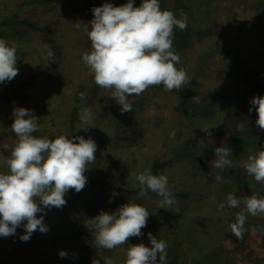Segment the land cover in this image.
Masks as SVG:
<instances>
[{
	"label": "rangeland",
	"instance_id": "374dc122",
	"mask_svg": "<svg viewBox=\"0 0 264 264\" xmlns=\"http://www.w3.org/2000/svg\"><path fill=\"white\" fill-rule=\"evenodd\" d=\"M254 1L160 0L161 10H171L177 18L181 11L187 15V28L174 29L173 47L180 56L176 67L187 72L189 85L171 92L163 85L150 87L139 96L129 97L132 111L122 113L121 105L111 98V90L99 88L94 94V75L82 60L84 52L91 51V42L75 24H90L95 7L104 3L122 6L128 0H0V19L17 14L19 20L29 19L37 25L0 30V38L17 46L19 69L11 81L0 83V172L9 171L5 157L18 142L11 130L13 112L26 108L38 117L39 131L33 133L37 137L66 135L100 140L102 146L95 153L102 167L100 174L104 178L115 176L117 184L137 197L140 186L132 174L152 171L158 157L163 166L156 175L168 177V187L176 199L171 207L159 208L161 198L149 192L137 202L106 179L80 201L75 200L80 193L71 189L72 194L68 196V192L65 198L73 195L72 209L63 206L37 214L44 216L50 229L47 233L37 230L30 240L22 241L25 229L21 225L14 235L0 237V264H92L94 259L105 264L104 257H111L113 264H125L131 245L151 247L148 233L167 242L163 264H170L171 245L184 249L207 243L217 244L227 253L220 252L222 256L233 257L238 264H264V215L246 220L247 231L238 240L230 224L243 205L232 208L227 204L228 194L240 198L236 192L241 189L247 196H264L250 190L256 181L244 167L249 156L264 150V130L256 125L258 113L250 104L253 97L264 96V14L260 13L264 8L252 10ZM141 3L135 0L134 6ZM235 14L243 19L253 14L263 20L258 31H240L246 44L243 47L228 43V38L234 41L239 36L238 28L235 31L234 23L228 21ZM49 49L54 58L48 57ZM30 77L32 81L26 82ZM80 91L92 99L88 108L93 118L87 125L80 122V111L72 116ZM84 127L89 128L84 131ZM90 128L99 134H89ZM3 145L8 146L7 151ZM222 146L232 149V165L225 167L228 172L211 163L216 159L214 149ZM95 161L88 165V177L97 175ZM216 175L221 176V182L215 181ZM177 188L185 189L187 197L177 194ZM127 203L140 204L150 212L143 235L130 237L128 243L112 251L97 248L94 233L85 222L101 212L111 214ZM87 242L93 249L90 244L85 248ZM62 250L66 257L59 256ZM189 251L202 252L186 249L187 255L177 264H198V255L190 256Z\"/></svg>",
	"mask_w": 264,
	"mask_h": 264
},
{
	"label": "clouds",
	"instance_id": "9594fccd",
	"mask_svg": "<svg viewBox=\"0 0 264 264\" xmlns=\"http://www.w3.org/2000/svg\"><path fill=\"white\" fill-rule=\"evenodd\" d=\"M134 2L128 0L122 6L104 3L92 9L94 18L90 24H75L76 28H83L91 42V51L84 52L83 62L94 75V82L101 89L111 90V98L121 105L122 113L132 111L129 97L139 96L150 87L163 85L171 92L190 82L187 72L176 67L180 56L173 47L174 29L187 28V15L181 11L177 18L173 11L161 10L160 0H142L139 7L134 6ZM16 53L15 42L9 44L0 38V83L18 75ZM47 55L54 58L50 49ZM80 99H86L84 93H80ZM250 104L258 113L256 125L264 130V96L253 97ZM13 116L11 130L18 142L5 157L9 171L0 172V237L14 235L23 225L25 233L20 239L28 241L37 230L41 233L50 230L44 223V216L38 217V213L62 208L67 203L65 195L69 190L75 189L78 193L84 189L88 179L85 173L88 165L96 160L98 146L93 139L84 136L59 135L49 139L33 135L39 131L38 117L29 109L17 108ZM92 118V110L83 107L79 113L80 122L87 125ZM88 128L82 129L87 131ZM2 147L7 151V145ZM214 152L216 159L211 162L214 168L232 165L229 159L232 149L222 146ZM244 167L257 183L264 182V150L249 156ZM132 175L140 186L138 198L151 192L161 198L159 208L176 203L166 175H154L148 169ZM221 180L220 175L215 176L216 182ZM227 204L232 208L243 205L235 222L230 224L232 234L242 240L247 231V215L264 214V196L253 194L237 198L229 193ZM219 208L223 209L224 205ZM149 216L146 207L127 203L111 214L101 212L88 219L85 226L94 233L97 248L113 250L128 243L130 237L142 236ZM148 238L151 247L143 243L131 245L125 264H163L167 242L151 233ZM59 256L66 257L67 252L62 250ZM103 259L105 264H113L111 257ZM92 264H100V261L94 259Z\"/></svg>",
	"mask_w": 264,
	"mask_h": 264
},
{
	"label": "trees",
	"instance_id": "16d2710c",
	"mask_svg": "<svg viewBox=\"0 0 264 264\" xmlns=\"http://www.w3.org/2000/svg\"><path fill=\"white\" fill-rule=\"evenodd\" d=\"M43 1H45V0H43ZM47 1V0H46ZM20 24H26V25H28V26H30V27H36L37 25L34 23V22H32V21H30L29 19H23V20H19L18 19V15L17 14H13V15H10V16H8V17H5V18H3V19H0V30L1 29H3V28H5V27H8V26H17V25H20ZM37 28V27H36ZM32 81V78L30 77L26 82H28V83H30ZM95 85H96V87H95V91H94V94L95 95H97V90L100 88L96 83H95ZM80 93H82L81 91L79 92V94L76 96V102H75V105H74V107H73V110H72V116H73V118L76 116V114L79 112V111H81V109L83 108V107H89L91 104H92V99L91 98H87L86 97V99L84 100V101H81V99H80ZM112 114H114V115H117L118 114V112L117 113H112ZM123 120H125V118L123 119ZM88 133L89 134H92V133H94V134H99V132L98 131H96L95 129H93V128H90L89 129V131H88ZM96 143H97V146H98V148H97V150L99 149V148H101V146H102V142L100 141V140H97V141H95ZM99 159V158H98ZM97 159V160H98ZM95 161V169H94V172H97V175L96 176H93V174L92 175H90L89 177H88V175L87 174H85L86 176H87V183H86V185L87 186H85L84 187V189L83 190H81L79 193V195H77V196H75V200H78V201H80L81 200V197H83V196H85V195H87L88 193H90V192H93V191H95L96 190V188L98 187V186H100L101 184H103L106 180L107 181H109V183H113L114 184V186H115V188H117L118 190H122V191H124V192H129L128 190H126V187H124V186H121L120 184H117V180H116V177L115 176H113V177H106V178H104L101 174H100V171H101V165H100V160H98V161ZM188 162H190V161H188ZM166 163H167V161H166ZM163 166V163L161 162V160H159V158L157 157V158H155V160L153 161V170L151 171L154 175H156L158 172H159V170L161 169V167ZM223 170H225L226 172H228V170L226 169V168H223ZM99 173V174H98ZM118 175H120L119 173H117ZM227 174V173H226ZM230 174V172L228 173V175ZM123 175V174H122ZM106 179V180H105ZM106 183V182H105ZM89 184V185H88ZM236 186H238V187H242L239 183H237V185ZM235 186V187H236ZM234 187V188H235ZM233 188V189H234ZM233 189H230V190H233ZM102 191H104L105 189H101ZM126 190V191H125ZM250 190H256V191H260L263 195H264V182H260V183H257L256 182V185H255V187H254V189H250ZM243 191V192H242ZM70 193H71V190H69V193H68V196L70 195ZM237 193V195L240 197V198H243V197H245V196H247L248 195V193L245 191V189H241L240 191H238V192H236ZM235 193V194H236ZM72 194V193H71ZM129 194L135 199V201H137V202H139V199H138V197H137V195L135 194V193H132V192H129ZM177 194H180V195H182V196H184V197H187V195H188V193H187V191L185 190V189H179V188H177ZM73 198V195L71 196V198H65L66 199V201H67V203H66V205H64V207H65V209L66 210H69V209H72L71 208V203H73L74 202V199H72ZM76 202V201H75ZM264 215V214H263ZM252 216L250 215V214H248L247 215V220H250L249 218H251ZM81 224V226H82V221H79L78 222V224ZM78 224H77V226H78ZM71 227V226H70ZM74 229V228H73ZM75 230V229H74ZM220 240V239H219ZM219 240H218V242H219ZM224 241H222V244H221V247L223 246V242H225V239H223ZM73 241H74V239H73ZM185 241H186V238H185ZM88 243V242H87ZM179 244H180V241L178 242ZM89 244H90V242L85 246V248H88L89 247ZM90 247H91V249H93V247H92V245L90 244ZM170 250H169V252H171V254L169 255V257H168V259H170L171 261L169 262L170 264H177L179 261H180V259L182 258V257H184V256H186L187 254L185 253V250L186 249H189V250H192V249H199V251H202L200 254H197V253H191L190 251V253H188L190 256H195V255H198V258H197V263L198 264H202L201 263V261L203 260V262H205V261H208V264H214L215 262H216V259L217 258H219V257H223L221 254H220V252H225L226 253V251H222V250H219L218 249V245L217 244H215V243H212V244H204L203 246H200V247H197V246H195V245H193L192 247H186L185 246V248L184 249H178V247L177 248H173L172 247V245H171V247L169 248ZM174 250L176 251L175 253H173L174 252ZM180 250V251H179ZM110 251H112V250H110ZM109 251V252H110ZM179 251V252H178ZM198 251V252H199ZM92 253L94 254L95 252H94V250H92ZM111 253V252H110ZM185 254V255H184ZM227 254V253H226ZM40 264H44V262H41Z\"/></svg>",
	"mask_w": 264,
	"mask_h": 264
},
{
	"label": "crops",
	"instance_id": "0c3cea01",
	"mask_svg": "<svg viewBox=\"0 0 264 264\" xmlns=\"http://www.w3.org/2000/svg\"><path fill=\"white\" fill-rule=\"evenodd\" d=\"M263 7L264 8V2L262 1V3H259V0H257L256 2L254 1V5H252V10L256 11L258 10L259 7ZM253 12V11H252ZM251 12V13H252ZM262 14H264V10L262 12H260ZM253 14H256L255 12H253ZM248 15L247 17H245L244 19L243 18H240L239 16H237L236 14L234 15L235 17L232 18V16H229L228 17V21H230V23H234V28L235 31L239 30V33L237 36L238 39L241 38L240 41H237L238 39H234V41H232V39L228 38V43H231L233 45H236L237 46H245L246 44L242 42V37L240 35V31H242L243 29L245 30H250L251 28L255 29V30H259L262 26L263 27V20L262 22L254 15ZM248 24V25H247ZM245 25V26H243ZM229 34V33H228ZM230 36V34H229ZM232 38H235V37H232ZM248 42V41H247ZM249 43V42H248ZM202 264H208V261H205L203 262V260L201 261ZM214 264H238L237 262L234 261L233 257H227V255H223V257H220V258H217L216 259V262Z\"/></svg>",
	"mask_w": 264,
	"mask_h": 264
}]
</instances>
